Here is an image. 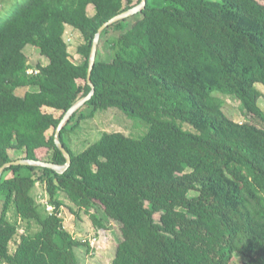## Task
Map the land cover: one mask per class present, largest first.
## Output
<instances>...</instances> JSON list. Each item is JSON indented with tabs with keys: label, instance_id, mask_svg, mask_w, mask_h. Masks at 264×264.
Listing matches in <instances>:
<instances>
[{
	"label": "trees",
	"instance_id": "16d2710c",
	"mask_svg": "<svg viewBox=\"0 0 264 264\" xmlns=\"http://www.w3.org/2000/svg\"><path fill=\"white\" fill-rule=\"evenodd\" d=\"M141 1L25 0L0 23V169L16 160L11 150L66 164L56 131L92 90L94 39ZM68 26L84 39L79 63ZM27 45L49 58L38 74L28 73ZM91 80L94 95L60 134L71 165H12L1 176L0 264H83L75 249L85 242L64 225L61 193L97 227L119 225L111 264H234L237 254L240 264H264V0H147L102 32ZM20 87L36 89L20 96ZM219 93L241 101L245 121L227 114ZM110 108L142 118L149 132H106L74 152L64 134ZM38 182L52 210L40 208ZM12 207L39 230L21 234Z\"/></svg>",
	"mask_w": 264,
	"mask_h": 264
},
{
	"label": "rangeland",
	"instance_id": "374dc122",
	"mask_svg": "<svg viewBox=\"0 0 264 264\" xmlns=\"http://www.w3.org/2000/svg\"><path fill=\"white\" fill-rule=\"evenodd\" d=\"M24 1L25 0H3L0 5V23L11 15ZM88 12L90 15H93L95 8L89 6ZM135 20L136 17H133L128 23H132ZM110 32L118 31L111 30ZM107 37L108 34L103 37L104 41ZM65 38L69 44L72 60L76 63L81 62L83 57L78 53V47L84 42L83 36L79 31L68 26ZM101 45L102 57L107 58L109 52L106 51L104 42H102ZM25 52L28 55L29 63L32 65V68H36L38 64L45 65L49 63V58L43 55L36 46L27 45ZM256 86L263 92V96L259 99V105L264 110V85L259 83ZM35 89L36 88L20 87L16 90V93L20 96H24L28 90ZM220 95L226 99L225 110L227 114L237 121H245L241 101L224 94ZM44 110L54 113L57 117L62 113L61 111L47 107ZM249 119L254 123L262 124V121ZM78 120L80 121L79 125L75 129H69L64 134L65 142L76 153L84 151L90 145L99 141L106 132H122L133 138H142L149 132V126L142 118L130 116L117 108L99 110L94 117ZM78 120L76 119V122H78ZM52 132L53 130H51L49 134ZM11 155L13 159L24 157V153L17 150H11ZM33 193L41 209L46 207L47 210H52V206L48 204L49 195L44 184L38 182ZM61 199L64 202L61 216L64 217L65 227L77 240L85 242L75 249L80 262L83 264H111L116 254L117 245L121 239L119 225L111 220L107 228L97 227L90 214L85 212V210L79 211L77 205L71 202L64 193H61ZM9 216L13 220L18 219L21 234L36 232L40 228L35 222L29 224L27 221L17 218L13 207L10 210ZM155 218L157 221H160L161 214H155ZM243 259V256L237 254L234 264H240Z\"/></svg>",
	"mask_w": 264,
	"mask_h": 264
},
{
	"label": "water",
	"instance_id": "95a60500",
	"mask_svg": "<svg viewBox=\"0 0 264 264\" xmlns=\"http://www.w3.org/2000/svg\"><path fill=\"white\" fill-rule=\"evenodd\" d=\"M147 4V0H142L138 5H135L134 7L127 9L118 15L114 16L112 19L107 21L100 29L99 32L97 33L94 43L92 46V51H91V57H90V65H89V74H88V81L89 84L92 86L91 92L81 98L78 102H76L63 116L59 126L57 127L56 131V143L58 147L61 149V151L64 153L66 156L67 162L66 164H57L54 162H49V161H43V160H34V159H27V158H18L16 160H12L11 162L6 163L1 169H0V181H1V176L3 172L6 170V168L12 166V165H33V166H42V167H48L56 170L57 172L63 173L70 165L72 162L71 155L67 151L65 145L62 143L60 139V134L63 128L69 123L71 120L72 116L88 101L92 98V96L95 93V87L94 84L92 83L91 80V75L92 71L96 62L97 58V51H98V46L99 42L101 39V34L102 32L109 26L113 25L116 22H119L121 20H124L126 18H129L131 16H134L135 14L139 13L142 11Z\"/></svg>",
	"mask_w": 264,
	"mask_h": 264
},
{
	"label": "built area",
	"instance_id": "2783aa9c",
	"mask_svg": "<svg viewBox=\"0 0 264 264\" xmlns=\"http://www.w3.org/2000/svg\"><path fill=\"white\" fill-rule=\"evenodd\" d=\"M28 73H30V74H32V73L38 74L39 73V70L38 69L31 68V69H29Z\"/></svg>",
	"mask_w": 264,
	"mask_h": 264
},
{
	"label": "crops",
	"instance_id": "0c3cea01",
	"mask_svg": "<svg viewBox=\"0 0 264 264\" xmlns=\"http://www.w3.org/2000/svg\"><path fill=\"white\" fill-rule=\"evenodd\" d=\"M90 6H93V5H90ZM94 7V6H93ZM95 8V7H94ZM95 13V12H94Z\"/></svg>",
	"mask_w": 264,
	"mask_h": 264
}]
</instances>
